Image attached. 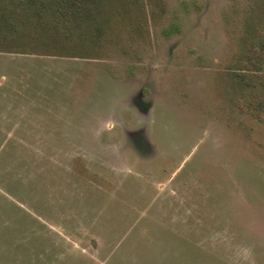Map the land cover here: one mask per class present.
I'll return each mask as SVG.
<instances>
[{"label": "rangeland", "instance_id": "rangeland-1", "mask_svg": "<svg viewBox=\"0 0 264 264\" xmlns=\"http://www.w3.org/2000/svg\"><path fill=\"white\" fill-rule=\"evenodd\" d=\"M102 8L74 44L0 34V264H264L254 0Z\"/></svg>", "mask_w": 264, "mask_h": 264}, {"label": "trees", "instance_id": "trees-1", "mask_svg": "<svg viewBox=\"0 0 264 264\" xmlns=\"http://www.w3.org/2000/svg\"><path fill=\"white\" fill-rule=\"evenodd\" d=\"M105 1L0 0L2 42L10 46L21 44L33 48L38 46L35 42L47 37L53 38L54 41L63 40L70 43H73L72 38L75 36L83 40L89 36V29L93 35L100 36L106 20L102 8ZM254 3L256 15L246 23V32L242 37L245 49L241 59L235 63L238 68H232L240 69L244 73L231 72L232 76L239 80L245 79L246 71L253 74L264 73V0H254ZM32 35L37 38L34 39ZM248 79L252 81V78ZM259 79L264 86V78ZM263 100L264 95L261 94L260 102Z\"/></svg>", "mask_w": 264, "mask_h": 264}, {"label": "clouds", "instance_id": "clouds-1", "mask_svg": "<svg viewBox=\"0 0 264 264\" xmlns=\"http://www.w3.org/2000/svg\"><path fill=\"white\" fill-rule=\"evenodd\" d=\"M235 256L237 257V259L239 261H249L250 260V256H251V253L249 251V249L245 248V247H241V246H238L236 249H235Z\"/></svg>", "mask_w": 264, "mask_h": 264}]
</instances>
